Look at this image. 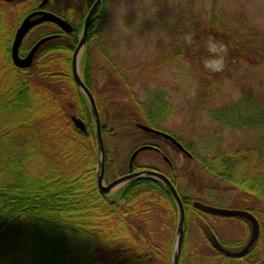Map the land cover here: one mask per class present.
<instances>
[{"label": "trees", "instance_id": "16d2710c", "mask_svg": "<svg viewBox=\"0 0 264 264\" xmlns=\"http://www.w3.org/2000/svg\"><path fill=\"white\" fill-rule=\"evenodd\" d=\"M42 1L0 0V264H171L178 208L167 187L145 178L134 179L107 195L98 187L95 121L72 71L73 54L93 0H85L88 4L83 1L84 5L81 0H49L43 9L67 20L73 31L67 33L51 22L34 28L20 46L21 56H26L39 39L58 37L39 49L31 67L22 69L13 62L16 30L29 13L40 9ZM127 1H102L80 62L83 80L101 117L105 180L128 173V166L123 169L105 138L117 137L124 130L135 133L140 130L138 122L144 121L148 127L175 137L204 175L246 201L241 209L253 212L262 226L255 252L264 239V81L243 87L236 100L213 104L216 94L207 89L223 82L225 73L206 67L207 51L201 43L213 35L225 44L233 62L226 77H233L252 68L264 70V29L247 19L227 21L216 12L214 0H203L189 28L193 27L192 33L200 41L183 44L180 35L185 22L176 26L177 21L163 20V31L179 33L173 49L140 58L138 65L127 69L119 63V54H113L118 44H105L112 36L108 29L112 7ZM142 1L147 0L138 2ZM27 2H33V7L20 10ZM161 13L163 17L165 11ZM117 16L121 19L113 34L126 33L119 39L122 43L141 33L143 17L125 9ZM201 19L205 21L197 24ZM175 64H180L177 75L191 87L198 84L195 117L204 111L213 124L210 132L200 133V144L187 145L184 131L177 134L165 128L177 116L176 106L165 89L150 85L157 72ZM139 81L144 86L138 85ZM138 86L143 87V98L136 92ZM128 90L130 95L124 101ZM72 114L86 123L88 135L74 127ZM225 131L246 132L255 140L227 144ZM146 168L163 172L138 163L135 171ZM194 170L190 175L196 174ZM165 174L178 190L183 170L168 166ZM208 190L211 194L215 191ZM194 201L200 200L193 195L183 200L187 224L194 212H200ZM200 213L198 217L207 222L203 218L206 213ZM246 241L247 236L241 235L228 245L238 248Z\"/></svg>", "mask_w": 264, "mask_h": 264}, {"label": "rangeland", "instance_id": "374dc122", "mask_svg": "<svg viewBox=\"0 0 264 264\" xmlns=\"http://www.w3.org/2000/svg\"><path fill=\"white\" fill-rule=\"evenodd\" d=\"M138 1L140 0H128L123 4H115L112 7V16L108 26L109 34L112 36H109L105 41V44L108 46H111L112 41L114 44H118V46H115L116 51H113V54H119V63L127 69L138 65L137 63L140 62V58H149L150 56L160 55L173 49L174 38H177L179 33L171 32L169 29L163 31L161 28L164 22L163 20H169L170 22L177 21L179 24L176 26H180L185 22V31L180 35V40L183 44L190 45L196 42V40L200 41L199 37L196 39V35H193V27L191 29L189 28L191 22L195 21L192 15L200 11L203 7V0L195 2L193 0H186V2L179 0L176 3L168 2L167 0ZM32 7L33 2H27L20 10H28ZM213 7L218 15L224 17L227 21L236 22L239 19H247L259 28L264 29V0H214ZM122 9L131 12L133 16L137 15L144 19L142 24L144 27L141 28V33L135 34L136 38L133 37L127 43H122L119 40L121 37L124 38L127 35L126 33L120 32V34H113L116 30V24L121 19L117 15L122 12ZM162 9L165 11L163 17L160 15L162 14ZM204 21V19H201L197 24L201 25ZM233 25L240 29L238 24L234 23ZM201 47L207 51L204 59L206 67L214 73H225L224 83L220 82L207 89L208 93L216 94V98L214 97L212 99L213 104L220 105L223 104L222 101L236 100L240 97L243 87L252 84L254 81H264V70L259 68H252L251 70L240 73L236 72L233 77H226L227 69L229 71V66L233 62L231 58H228L229 52L227 47L217 37L211 35L207 39L205 38L204 42L201 43ZM125 63L127 64L125 65ZM179 67L180 64H175L157 72L153 76V81L150 85L153 84L165 89L169 99L176 106L177 116L165 128L177 134L184 131L187 145L200 144V133L210 132L213 129V124L206 117L204 111L195 117L194 111L199 101L198 95L200 94V92L197 93L199 87H197L198 84L191 87V84H188L189 82L183 76L177 75ZM138 85L144 86V83L139 81ZM142 86L136 87V92L140 98H143V90H140L143 88ZM125 95L123 97L124 101L130 95V90ZM123 98L121 96L119 97V99ZM106 118V115H104V119ZM138 123L145 124L144 121H139ZM124 128H127V126H124ZM224 135L226 136L227 144H233L236 141L242 144L255 140V136L246 132L225 131ZM105 139L109 145L110 152L113 156L119 158L124 170L127 169L130 154L136 146L146 144L145 142L149 141L155 142L162 147L173 164L183 170L184 174L181 176L182 178L180 179L178 188H180L184 196L193 195L199 198L200 201L212 206L242 208L246 205V201L241 196L234 192H225L222 188V183L217 182L212 177L204 175L199 170L200 167L195 160L180 153L174 145L164 139H160L153 134L141 130H137L135 133L124 130L117 137H108ZM136 161L141 166L156 167L163 170L164 173L168 170V165L155 150L144 151L138 156ZM193 168L196 174H192V176L190 174ZM209 188H214L215 191L213 194L209 192ZM200 212H194V215L191 216L187 224L181 264H233V261L225 262L219 256L215 260H209V257L215 256L216 252L208 245V238L204 230L210 228L220 233L222 240L228 241L232 239L233 232L238 231L237 236L245 232L243 221L234 217L228 218L205 214L203 216L207 221L205 222L202 218L198 217L197 214H202ZM221 230H226L228 234L221 233ZM203 252L206 254H203Z\"/></svg>", "mask_w": 264, "mask_h": 264}, {"label": "water", "instance_id": "95a60500", "mask_svg": "<svg viewBox=\"0 0 264 264\" xmlns=\"http://www.w3.org/2000/svg\"><path fill=\"white\" fill-rule=\"evenodd\" d=\"M102 0H96L93 7L90 9L83 26L82 36L80 38V41L74 51L73 54V62H72V71L74 79L79 86V88L82 90V92L85 94V96L88 99V102L90 104L93 118L95 121L96 126V138H97V146H98V176H97V183L100 192L103 195H107L115 191L116 189L124 186L128 182L134 180V179H151V180H157L163 183L167 189L170 191L172 197L174 198L177 208H178V226L176 231V238L175 243L173 247V253L171 258V264H180V258L182 254L183 249V243H184V237H185V229H186V213L184 208L183 200L178 193L177 189L171 182V180L163 173L151 170V169H144L140 171H134V162L142 151L145 150H157L158 148L150 145H144L136 149L130 158V173L125 174L115 180H113L110 183H105V168H106V155H105V144L104 139L102 135V123H101V117L98 111L96 100L90 91V89L86 86L81 70H80V60H81V54L83 52V49L85 48L89 28L91 26V23L95 17V15L98 13L100 6H101ZM48 0H43L40 7H43L47 4ZM44 22H52L59 26L63 31H66L67 33H70L73 31V26L63 19L62 17L49 12L47 10L39 9L36 11L31 12L28 14L20 23L15 39L12 45V58L14 64L22 69L29 68L32 66L34 57L37 53V51L40 49L41 46H43L48 41L52 40L56 36H47L42 39H40L30 50V52L25 56L21 57L19 54L20 46L22 45V42L26 35L31 31L32 28H34L36 25L44 23ZM71 120L76 129L84 133L85 135L89 134V131L87 129L86 123L79 117H77L75 114L71 115ZM139 128L142 130L153 133L157 136H162L163 138L173 142L180 150L184 151L186 154L191 156L187 150L183 147L181 143H179L173 136L170 134H167L165 132L152 129L144 124H138ZM165 159L168 161L167 157ZM196 208L201 209L205 213L211 214V215H217V216H227V217H241L249 220L253 225V233L252 237L248 243V245L241 251H229L224 249L218 242L216 244V247L218 250H220L222 253L229 257H241L245 255L251 246L256 242L257 238L259 237L260 233V225L258 220L249 212L246 210L241 209H232V208H221L216 206L207 205L201 202H194L193 203Z\"/></svg>", "mask_w": 264, "mask_h": 264}, {"label": "flooded vegetation", "instance_id": "af4514ba", "mask_svg": "<svg viewBox=\"0 0 264 264\" xmlns=\"http://www.w3.org/2000/svg\"><path fill=\"white\" fill-rule=\"evenodd\" d=\"M80 0H77V2H79ZM83 1H85V0H81V4H88L89 2H86L85 1V3L83 2ZM103 1V0H102ZM101 1V2H102ZM94 2H95V0H93V3H91V6H93L94 5ZM42 25V24H41ZM40 26V24H38V25H36L34 28H37V27H39ZM33 28V29H34ZM142 146V145H141ZM175 146V145H174ZM138 148V147H137ZM136 148V149H137ZM175 148L180 152V153H182V154H184V155H186L187 156V154L184 152V151H182V150H180L177 146H175ZM159 153V152H158ZM160 154V153H159ZM160 156H161V158L165 161V163L169 166V167H173V162L169 159V161H167L166 159H165V155H164V153H161L160 154ZM188 157V156H187ZM188 158H190L191 159V157H188ZM135 166H136V162L134 163V170H135ZM144 167V166H143ZM128 172H129V164H128ZM182 177H180V179H181ZM191 178V177H190ZM114 180V179H113ZM111 181H106L105 180V183L107 184V183H110ZM179 183H180V180H179ZM180 190V188L178 189V191ZM179 194H180V196H181V198H182V200H184V195L182 194V192L181 191H179ZM195 202V201H194ZM193 202V203H194ZM217 207H220V206H218L217 205ZM198 209V208H197ZM198 210H200V209H198ZM200 211H202V210H200ZM257 220H258V222H259V224H260V233H259V237L257 238V240H256V242L253 244V246H251L250 247V249H249V251L245 254V255H243V256H241V257H237V258H234V257H229V256H227V255H225L224 253H222L220 250H218L217 249V247H216V244H217V242L224 248V249H226V250H229V251H241V250H243L247 245H248V243H249V241H250V239H251V237H252V233H253V225H252V223L249 221V220H247V219H245V218H241V217H234V218H239L241 221H243V223H244V227H245V232H243V233H240L238 236H237V233H238V231H236V232H233L232 233V239H230V240H228V241H225V240H222L220 237V233H217V232H215L214 230H212V229H210V228H206V230H204L206 233H205V235L207 236V238H208V245L216 252V254H220V255H224V256H220L219 255V257H221V258H223V260L226 262V261H233V264H264V239H263V241H262V243H261V245L259 246V248L254 252V250L256 249V246H257V244H258V242H260V240H261V229H262V226H261V223H260V221H259V219L257 218V216L253 213V212H251V211H249ZM211 216H213V215H211ZM215 216H217V215H215ZM220 217H227V216H220ZM228 218H232V217H228ZM247 231V232H246ZM221 233H224V234H228V232L226 231V230H221L220 231ZM241 235H246L247 236V241H246V243L242 246V247H238V248H231L228 244L230 243V242H233V241H236V240H238L239 239V237L241 236ZM184 242H185V238H184ZM252 251H253V254H251L252 253ZM203 254H206V253H204L203 252ZM224 257H228L229 258V260H227V259H225ZM217 258V257H216ZM215 257H209V260L210 261H212V260H215L216 259Z\"/></svg>", "mask_w": 264, "mask_h": 264}, {"label": "bare ground", "instance_id": "6f19581e", "mask_svg": "<svg viewBox=\"0 0 264 264\" xmlns=\"http://www.w3.org/2000/svg\"><path fill=\"white\" fill-rule=\"evenodd\" d=\"M116 190H117V189H116ZM116 190H115V191H116ZM113 192H114V191H113ZM113 192H112V193H113Z\"/></svg>", "mask_w": 264, "mask_h": 264}]
</instances>
